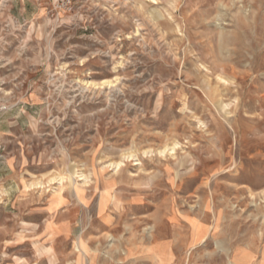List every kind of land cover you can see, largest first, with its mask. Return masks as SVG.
Returning <instances> with one entry per match:
<instances>
[{"label": "rangeland", "instance_id": "1", "mask_svg": "<svg viewBox=\"0 0 264 264\" xmlns=\"http://www.w3.org/2000/svg\"><path fill=\"white\" fill-rule=\"evenodd\" d=\"M263 10L0 0V264H155L121 254L148 244L260 260Z\"/></svg>", "mask_w": 264, "mask_h": 264}, {"label": "bare ground", "instance_id": "2", "mask_svg": "<svg viewBox=\"0 0 264 264\" xmlns=\"http://www.w3.org/2000/svg\"><path fill=\"white\" fill-rule=\"evenodd\" d=\"M219 71H220V69H219ZM121 165H122V162H118V163L114 164L113 166H115V168H119V167H121ZM240 191H241V189L237 190V192H240ZM262 194L264 196V191H263ZM106 196H108L106 193L103 194V196H102V198H101V200L99 202V205L98 206H99V210L100 211H103L104 207L106 206V203L108 201V200L106 201V199H105ZM206 208H208V206ZM189 227H190L189 232H190L191 244L192 245L203 244L204 243V240H205L204 238H205L206 232H207V229L204 227V225H202L199 221H195L194 220V221H190ZM83 248L86 249L85 246H83ZM121 251H123V250H121ZM241 252H242V254H240L239 257H236L234 259V264H264V249L262 251V255L260 257V260H258V261L257 260H254L253 261V259L256 257V255H255V253H253L249 249L246 248L245 251H242L241 250Z\"/></svg>", "mask_w": 264, "mask_h": 264}, {"label": "crops", "instance_id": "3", "mask_svg": "<svg viewBox=\"0 0 264 264\" xmlns=\"http://www.w3.org/2000/svg\"><path fill=\"white\" fill-rule=\"evenodd\" d=\"M19 246L22 247L24 245L20 244ZM125 248L129 249V252L127 251H125L124 253L121 252L122 256L124 257V260L138 261L140 259H144L150 261L149 263H151L154 260L155 264H170L169 261H170L171 250L166 246H163L162 244L159 245L148 244V246H145L143 248L141 247L143 251H140L141 248L138 247L129 246ZM231 255H232V258H230L231 261H227V262L224 261L223 264H234L233 254L231 253Z\"/></svg>", "mask_w": 264, "mask_h": 264}]
</instances>
